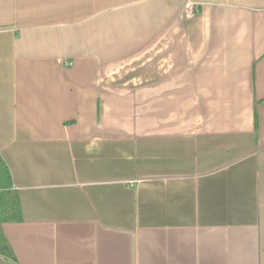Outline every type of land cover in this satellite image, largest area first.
Returning a JSON list of instances; mask_svg holds the SVG:
<instances>
[{
  "label": "crops",
  "instance_id": "crops-1",
  "mask_svg": "<svg viewBox=\"0 0 264 264\" xmlns=\"http://www.w3.org/2000/svg\"><path fill=\"white\" fill-rule=\"evenodd\" d=\"M0 157V264H264V0H0Z\"/></svg>",
  "mask_w": 264,
  "mask_h": 264
},
{
  "label": "trees",
  "instance_id": "trees-1",
  "mask_svg": "<svg viewBox=\"0 0 264 264\" xmlns=\"http://www.w3.org/2000/svg\"><path fill=\"white\" fill-rule=\"evenodd\" d=\"M20 218V206L17 191L12 189L10 170L0 157V254L13 260L10 244L2 230L5 221Z\"/></svg>",
  "mask_w": 264,
  "mask_h": 264
},
{
  "label": "rangeland",
  "instance_id": "rangeland-1",
  "mask_svg": "<svg viewBox=\"0 0 264 264\" xmlns=\"http://www.w3.org/2000/svg\"><path fill=\"white\" fill-rule=\"evenodd\" d=\"M187 13H190V12L187 11ZM187 13H186V11L184 12L185 15H187ZM177 14L178 13H176L175 11L169 12V22L174 21L176 19ZM142 20H143V12L137 13L136 14L137 23L142 22ZM172 25H173V22H172ZM172 25L171 24L169 25V35L174 34V29H170L172 27ZM153 34H154V31H153ZM136 55L134 56V57H136V60L129 59V61L126 62L124 65H122L121 68H127V69H129V71H135V68H136V70H138V68H141L142 67L141 63L140 62L137 63V62H138V60H141L143 58L142 51H140V53H137ZM67 64L70 65L71 63H67ZM134 66H136V67L133 68Z\"/></svg>",
  "mask_w": 264,
  "mask_h": 264
}]
</instances>
